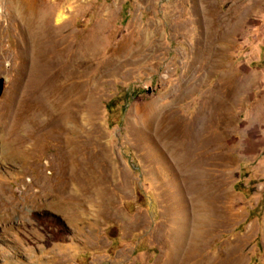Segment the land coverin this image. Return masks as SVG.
Masks as SVG:
<instances>
[{
  "label": "rangeland",
  "instance_id": "374dc122",
  "mask_svg": "<svg viewBox=\"0 0 264 264\" xmlns=\"http://www.w3.org/2000/svg\"><path fill=\"white\" fill-rule=\"evenodd\" d=\"M10 1L0 0V106L25 86L20 71L72 61L64 34L40 58L46 48L28 44ZM28 1L81 31L85 113L96 112L82 147L102 154L73 212L44 195L59 171L52 137L30 169L0 158V202L21 207L0 217V264H264V0ZM159 107L185 157L211 168L179 165L158 138ZM183 122L196 127L190 139Z\"/></svg>",
  "mask_w": 264,
  "mask_h": 264
},
{
  "label": "bare ground",
  "instance_id": "6f19581e",
  "mask_svg": "<svg viewBox=\"0 0 264 264\" xmlns=\"http://www.w3.org/2000/svg\"><path fill=\"white\" fill-rule=\"evenodd\" d=\"M10 6L12 13L15 16L19 14L25 21V27L22 29L28 44L31 46L39 44L46 48L45 54L39 55L40 58H45L52 54L54 49L59 48V38L64 34L73 41V45L69 46L66 43L62 51L72 54V61L65 62L60 56L58 57L60 59L46 60L44 64H38L30 68V71L19 72L18 76L26 81L25 86L20 90L13 89L11 98L0 106V158L11 164H18L22 170L30 169L39 156L44 141L52 137L57 142L53 166L55 171L58 168L59 171L48 177V185H43L44 195L49 201L47 204L64 210L63 212L67 209L72 210L71 212L78 211L80 208L78 200L83 198L85 192L91 194L93 165L102 154L100 150L86 157L82 147L85 143L84 122L89 120L95 125L96 112L92 110L90 114L85 113L86 92L82 83L84 69L81 65V31L79 29L71 31L67 27L60 30L58 26L64 19L62 12L56 15L53 11L54 17L47 16L43 11L32 7L28 0H11ZM48 17L51 18L49 25L44 24ZM72 62L73 70L69 68ZM92 91H95V88L90 86L88 96L93 101ZM169 112L170 108L165 107L156 110L155 116H161L156 123L159 129L158 138L168 150L173 149L174 152L181 154L182 161H178L179 165L183 163V166L190 170L197 169L200 175L204 170L211 168L212 164L208 165V162L201 159L196 162L189 151L185 157L186 151L179 147L176 134L173 133L171 126H175V122H171L174 117ZM183 123L182 132L190 139L196 127L192 122ZM88 130L93 134L97 132L95 126ZM53 183L58 185H50ZM193 185L198 186V191L205 201L214 198V195L206 193L205 185ZM1 200L3 201L2 198ZM20 210L21 207L14 205L13 201L7 200L4 204L0 202V217L5 216L6 219L21 212ZM207 211L211 217L212 208L209 207ZM208 225L210 226V222Z\"/></svg>",
  "mask_w": 264,
  "mask_h": 264
},
{
  "label": "water",
  "instance_id": "95a60500",
  "mask_svg": "<svg viewBox=\"0 0 264 264\" xmlns=\"http://www.w3.org/2000/svg\"><path fill=\"white\" fill-rule=\"evenodd\" d=\"M5 78L0 76V97L3 95L4 89H5Z\"/></svg>",
  "mask_w": 264,
  "mask_h": 264
}]
</instances>
